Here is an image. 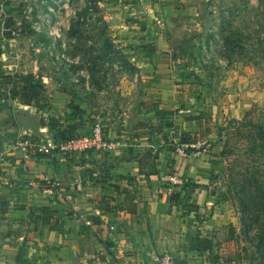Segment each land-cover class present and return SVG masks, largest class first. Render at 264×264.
I'll use <instances>...</instances> for the list:
<instances>
[{
  "label": "rangeland",
  "instance_id": "1",
  "mask_svg": "<svg viewBox=\"0 0 264 264\" xmlns=\"http://www.w3.org/2000/svg\"><path fill=\"white\" fill-rule=\"evenodd\" d=\"M124 1L3 3L0 78L21 71L44 81L38 115L55 118L60 132L67 121L81 134L102 125L103 114L119 122L134 112L141 136L129 148L140 169L155 170L161 158L166 173L178 171L186 184L179 222L167 230L178 251H189L188 263L264 264V170L254 173L264 167L263 148L249 155L250 143L235 129L255 104L264 109V0H175L186 12L167 33L170 46L155 49L151 41L144 53L123 40ZM17 5L22 14H13ZM0 91V152L7 153L28 134L15 118L24 103L3 85ZM42 127L47 136L57 132ZM183 132L194 142L180 144Z\"/></svg>",
  "mask_w": 264,
  "mask_h": 264
},
{
  "label": "crops",
  "instance_id": "2",
  "mask_svg": "<svg viewBox=\"0 0 264 264\" xmlns=\"http://www.w3.org/2000/svg\"><path fill=\"white\" fill-rule=\"evenodd\" d=\"M13 1L0 0V6ZM123 4V40L141 53L151 41L155 49L168 48L167 33L186 12L184 4L178 7L175 0ZM14 7L13 14H22L21 6ZM3 77L0 85L5 86ZM81 114L85 119L89 113ZM112 118L101 116L103 134L114 145L109 150L36 153L26 142L47 136L41 126L42 136L35 129L33 133L21 128L28 135L17 140V150L0 152V264H156V255L164 249L172 250L173 264H193L185 257L190 256L188 250L178 251L175 232L167 230L179 222L176 211L185 183L174 192L168 190L169 182L161 177L170 171L161 158L157 171L140 169L139 156H132L129 148L141 136L136 133L134 112L118 118L119 122ZM46 175L60 186L48 188ZM196 193V204L201 205L204 189Z\"/></svg>",
  "mask_w": 264,
  "mask_h": 264
},
{
  "label": "trees",
  "instance_id": "3",
  "mask_svg": "<svg viewBox=\"0 0 264 264\" xmlns=\"http://www.w3.org/2000/svg\"><path fill=\"white\" fill-rule=\"evenodd\" d=\"M16 28L22 30L21 26ZM34 77L35 75L33 72L25 73V72L17 71L12 75H7L3 77V82L6 84L4 87L5 89H8V91L10 92L11 98L13 97L18 98L21 103L38 107L42 103L46 102L45 100L47 95L43 92L45 88L44 82L40 81L39 79H34ZM4 92L0 91V103H1V96ZM262 117H264V109L262 107L256 106L255 104L254 107L247 110L243 114L242 118L239 121H237L235 126L238 138L246 139L250 143L251 146L247 152L251 156L255 155L256 148H259L261 146L263 148V153H264V122L258 121ZM55 123H56V119L51 118V120L48 123V127L50 131H53L56 128H58L55 125ZM56 130L57 132L55 133V136L57 138L60 137V139L71 138L79 135V133L76 132V128L73 123H66L65 129H63V131L61 132L58 131V129ZM191 137L192 136L187 132L181 133L179 137L180 144L194 142ZM239 157H240V153H239ZM241 162L243 163L242 159L240 163ZM249 167H252V165L248 163V168ZM255 167L256 169L254 173L256 174L264 170V167L261 166L262 169H260L258 164L255 165ZM153 171H157V168ZM261 237H262L261 239L264 240V235H261Z\"/></svg>",
  "mask_w": 264,
  "mask_h": 264
},
{
  "label": "built area",
  "instance_id": "4",
  "mask_svg": "<svg viewBox=\"0 0 264 264\" xmlns=\"http://www.w3.org/2000/svg\"><path fill=\"white\" fill-rule=\"evenodd\" d=\"M19 30V28H15L13 32L19 33ZM26 145L30 146L36 153L41 154H52L55 152L82 153L89 150H109L114 147L113 143L106 140L102 125L98 121L94 123L90 131L81 133L78 136L60 139L57 138L55 134H52L46 137H40L37 141L32 143L27 141ZM181 153L184 157L188 156L186 152L181 151ZM161 179L169 182L168 190L170 192H174L176 186L184 184V180L177 172L165 173ZM44 180L50 185L48 186L50 189L60 186L58 180H53L47 175L44 176ZM155 262L156 264H173V255L170 251L164 250L156 255Z\"/></svg>",
  "mask_w": 264,
  "mask_h": 264
},
{
  "label": "water",
  "instance_id": "5",
  "mask_svg": "<svg viewBox=\"0 0 264 264\" xmlns=\"http://www.w3.org/2000/svg\"><path fill=\"white\" fill-rule=\"evenodd\" d=\"M34 109L35 111L30 105L24 104L15 112V118L21 128H34L38 135L42 136L41 126H47V121L38 115L39 108L35 107Z\"/></svg>",
  "mask_w": 264,
  "mask_h": 264
}]
</instances>
